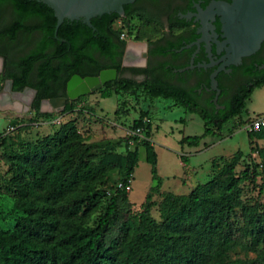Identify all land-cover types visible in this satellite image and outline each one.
<instances>
[{"label":"trees","instance_id":"16d2710c","mask_svg":"<svg viewBox=\"0 0 264 264\" xmlns=\"http://www.w3.org/2000/svg\"><path fill=\"white\" fill-rule=\"evenodd\" d=\"M127 4L122 5L125 13L128 12ZM118 17L115 12L93 16L89 19L90 27L80 19H63L54 36L56 18L46 4L36 0H0V56L3 58L0 80H9L11 91L19 92L25 87L34 90L29 121L34 123L56 118L52 112L39 110L40 101L65 97V83L72 74L93 76L107 67H113L116 72L121 70L119 57L124 41L119 39V34L122 30L113 27ZM123 23L126 33L135 41H142L139 33L150 28L136 25L131 20ZM159 35L160 32L153 38L145 37L150 45L148 54L166 52L158 45ZM19 41L27 43V50L21 54H9L10 48ZM130 70L152 75L149 68ZM248 81L233 93L224 103V109L216 115L194 99L190 88L171 85L160 77L151 76L140 81L120 77L105 82L97 92L100 98L127 94L135 98L146 97L150 103L156 99L172 101L174 106H180L202 120L204 129L201 135L183 136L178 140L180 144L197 146L201 137L214 135L228 120L245 112V101L251 92L264 87V79L252 80L249 77ZM82 99L83 96L68 99L60 113L71 110L70 104ZM147 111L138 110L137 117L129 125L131 129L142 128L143 138L125 135L122 141L104 138L86 142L75 128L74 121L68 119L51 123L54 128L58 125L51 134L43 135L34 143L25 145L24 150L9 155L17 194L13 208L21 214L11 228H0V264L264 262V243L253 259L227 258L235 243L231 213L239 197V184L248 178L246 170L239 175L234 172L239 151L224 162L212 178L188 193L160 191L158 220L150 215L154 200L146 193L141 210L129 220L117 223V200L118 197L126 200V190L116 187V182L102 189L106 196L105 205L92 225L74 219L82 203L91 199V192L100 188L104 179H110V171L114 170L119 175L118 182L122 186L128 183L137 161L138 146L143 148L144 160L150 165L151 179L156 181L153 188L158 189L160 178L155 170L156 154L148 140L150 122L143 120ZM116 112L117 107L114 114ZM21 121L20 117L11 119L12 124L18 126ZM246 137L248 141L264 139V125L256 131H247ZM129 139L134 144L131 148ZM254 151L264 166V147L254 148ZM180 158L185 161V157ZM40 190L44 192L41 199L27 196ZM57 207L62 211L61 219L55 216ZM263 219L264 214L260 216L253 212L248 215L251 244L254 246L264 236ZM110 232L113 234L106 240Z\"/></svg>","mask_w":264,"mask_h":264},{"label":"rangeland","instance_id":"374dc122","mask_svg":"<svg viewBox=\"0 0 264 264\" xmlns=\"http://www.w3.org/2000/svg\"><path fill=\"white\" fill-rule=\"evenodd\" d=\"M113 27L120 28V22L114 21ZM121 28L125 32V28ZM158 33L157 28H144L138 37H143L144 40L145 37L153 38ZM126 37L130 39V34L126 33ZM27 48V43L19 41L8 53L21 54ZM127 48L138 52L141 43L131 44ZM0 58L2 70L3 58L1 56ZM6 87L7 81L0 80V96L8 92ZM32 96L30 91H22L18 95L20 107L17 111L0 110V140L3 137V141L0 142V228L2 229L11 228L21 214L19 210L13 208V200L16 199L17 194L13 186L9 155L20 149L24 150L25 145L34 143L43 135L51 134L58 126L54 128L50 124L41 123V120L34 123L28 120L32 116L30 110ZM82 96L83 99L71 103L69 106L71 110L65 113H60V110L70 99H65L61 104L47 100L39 104V110L52 112L60 123L72 119L75 128L86 142L104 138L122 141L121 138L131 130L129 125L131 120L137 117L138 110H148L144 119L145 122L147 120L150 122L148 140L156 154L155 170L160 178V184L158 189L153 188L156 181L151 179L150 165L144 160L143 148L138 146L137 161L128 181L130 189L125 192L126 200L122 197H118L117 200V223L129 220L141 210L146 193L154 200L150 215L158 220L157 202L161 197L160 191L188 193L195 186L212 178L221 165L239 151L240 157L234 166V172L239 175L241 171L246 170L248 178L239 184V197L231 213L235 243L229 250L227 258L228 260L253 259L256 256L264 243V236L258 245L251 244L247 218L253 212L260 216L264 214V166L260 164L261 161L254 151V148L264 147V139L252 138L248 141L245 124L255 115H264V87L255 88L251 92L245 101V112L228 120L214 135L201 137L197 146L180 144L178 140L183 136L201 135L204 129L202 120L196 114L187 112L180 106H174L170 100L156 99L150 103L146 97L135 98L127 94H113L100 98L97 89ZM116 107L117 112L114 114ZM15 113L17 115H14ZM14 117L22 119L19 126L16 123L12 124L11 119ZM8 125H12L13 129L5 132ZM140 134L144 137L143 131ZM129 145L131 148L134 144L130 142ZM180 156L185 157V161H182ZM108 174L110 179H104L105 182L100 188L91 192V199L82 203L74 218L76 221L92 225L105 205L106 196L102 189L107 184L119 183V175L114 170ZM43 195L44 192L40 190L27 196L41 199L40 196ZM55 206L56 204L54 208ZM58 208L55 209V216L61 219L62 211ZM262 225L264 229V219ZM112 234L113 232L108 233L105 239L108 240Z\"/></svg>","mask_w":264,"mask_h":264},{"label":"flooded vegetation","instance_id":"af4514ba","mask_svg":"<svg viewBox=\"0 0 264 264\" xmlns=\"http://www.w3.org/2000/svg\"><path fill=\"white\" fill-rule=\"evenodd\" d=\"M196 1L205 8L213 0H132L129 2L126 5L128 12L118 15L119 17L115 20L120 22V28H125L124 20H131L136 25H147L150 28L157 27L160 32L158 45H161L166 52L157 55L148 54L147 49L150 47L148 39H144L143 42L127 39L126 28L125 32L121 28L119 39L124 41V45L119 57L121 70L116 74L117 78L138 79L135 81L151 76L160 77L166 79L171 85L190 88L194 99L216 115L224 109V103L241 85L249 83V77L252 80L264 79V37L253 53L241 57L236 64L228 63L219 69L215 74L217 91L210 89L209 74L219 67L222 61L178 69L190 64L192 55V62L210 58L206 51V37L199 40V48L196 51L197 41L175 50L202 35V16L180 14V11H200ZM228 1L231 2V0ZM220 26L219 15L214 12V32L222 41ZM122 33H124L123 36H121ZM135 43H141L138 52L127 48ZM210 43L211 57H219L224 53V46L223 49L219 48L217 39ZM217 48L218 52H216ZM130 68H149L152 75L134 73Z\"/></svg>","mask_w":264,"mask_h":264},{"label":"water","instance_id":"95a60500","mask_svg":"<svg viewBox=\"0 0 264 264\" xmlns=\"http://www.w3.org/2000/svg\"><path fill=\"white\" fill-rule=\"evenodd\" d=\"M46 4L53 11L56 18L53 34L55 36L56 29L63 19L76 20L80 19L87 26H91L89 19L103 13L115 12L118 15L123 13L122 5L132 0H36ZM200 11H180V14L199 15L202 16V35L189 41L188 43L176 48L180 49L188 44L197 41L199 48V40L206 37V51L210 56L209 59L192 62L190 64L179 67L178 69L190 65H208L216 61H222L220 66L209 74V88L217 91L216 88V72L224 65L231 63L236 64L241 57L253 53L264 37V0H213L207 7L203 8L199 1H196ZM214 12L219 15L221 23L220 32L223 40L214 32ZM218 41L219 48L224 53L219 57H211L210 41ZM64 41L63 39H59ZM194 51V52H195ZM193 52V54H194ZM218 52V48L216 49ZM1 60V58H0ZM1 70V67H0ZM117 78L114 68H104L93 76H79L72 74L65 83V97H55L42 99L40 103L47 100L55 101L61 104L66 98L75 99L79 96L87 94L91 91L99 89L105 82ZM7 81V91L19 95L22 91H30L31 95L34 90L25 87L21 92L10 90V81Z\"/></svg>","mask_w":264,"mask_h":264},{"label":"built area","instance_id":"2783aa9c","mask_svg":"<svg viewBox=\"0 0 264 264\" xmlns=\"http://www.w3.org/2000/svg\"><path fill=\"white\" fill-rule=\"evenodd\" d=\"M123 35H124V33L121 34V36H123ZM58 122H59V119L57 117L54 119H51V120H41V123H46V124H51V123L57 124ZM262 125H264V115H255V116L248 119V122L245 124V128L247 131H256ZM12 129H13V126L8 125L5 128V132H9ZM141 131H142V128L137 127V128H134V129L127 131L126 134L129 136H136L137 138H143V136H141V134H140ZM130 142H132V140L129 139L128 143H130ZM116 187H118V188L123 187L124 190H126V191H128L130 189L129 183L122 186V184L119 182L116 185Z\"/></svg>","mask_w":264,"mask_h":264},{"label":"crops","instance_id":"0c3cea01","mask_svg":"<svg viewBox=\"0 0 264 264\" xmlns=\"http://www.w3.org/2000/svg\"><path fill=\"white\" fill-rule=\"evenodd\" d=\"M19 107H20V104H18V95L14 93H10L8 91L2 94V96H0V110L1 109H7V110L11 109V110L17 111ZM14 115H17V114L15 113ZM183 194H186V193H183Z\"/></svg>","mask_w":264,"mask_h":264}]
</instances>
